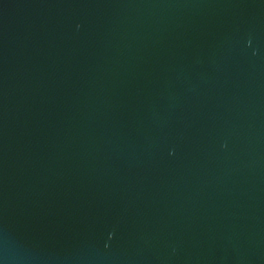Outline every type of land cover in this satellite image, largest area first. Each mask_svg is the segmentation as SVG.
<instances>
[{
    "label": "water",
    "instance_id": "1",
    "mask_svg": "<svg viewBox=\"0 0 264 264\" xmlns=\"http://www.w3.org/2000/svg\"><path fill=\"white\" fill-rule=\"evenodd\" d=\"M0 264H264V0H0Z\"/></svg>",
    "mask_w": 264,
    "mask_h": 264
}]
</instances>
